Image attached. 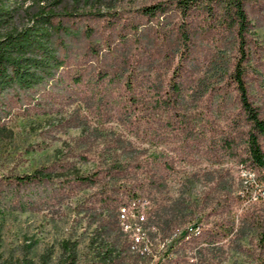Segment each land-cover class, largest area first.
<instances>
[{"label": "trees", "instance_id": "trees-1", "mask_svg": "<svg viewBox=\"0 0 264 264\" xmlns=\"http://www.w3.org/2000/svg\"><path fill=\"white\" fill-rule=\"evenodd\" d=\"M23 1L12 10L0 5V140L10 134L5 123L10 113H56L57 127H77L80 134L55 151L52 160L12 175L11 181L72 194L95 181L97 169L82 172L77 166L94 152L108 178L116 179L125 171L124 158L133 159L138 152L103 126L109 113H130L136 103L147 112H169L170 103L184 117L198 112V103L210 94L216 110L221 104L236 113L231 134L221 139V151L248 167L252 176L244 182L238 178L231 195L225 168L206 171L207 181L214 183L205 201L219 210L217 221L205 231L207 238L222 240L207 248V264L218 261L224 246L242 252L248 264H264V94H256L247 76L264 53L253 35L256 26L264 31V0ZM16 13L23 17L18 27L10 22ZM86 113H94L99 122L87 121ZM149 167L148 184L160 190L159 169L152 161ZM154 215L167 234L194 218L190 210L184 212L182 199L159 205ZM89 222H95L92 231L100 239L87 238L94 244L88 245L91 254L84 264L141 261L127 251L117 226L112 233L114 212ZM195 228L192 224L191 231ZM242 236H247L248 248L238 243ZM196 237L183 228L165 252L176 258L183 243H194ZM60 248L55 264H73V245L64 239ZM169 259L159 255L152 264H168Z\"/></svg>", "mask_w": 264, "mask_h": 264}, {"label": "rangeland", "instance_id": "rangeland-1", "mask_svg": "<svg viewBox=\"0 0 264 264\" xmlns=\"http://www.w3.org/2000/svg\"><path fill=\"white\" fill-rule=\"evenodd\" d=\"M25 3L23 0H8L0 5L12 10ZM10 22L18 27L23 17L16 13ZM262 27L256 26L253 35L264 47ZM248 69L250 87L256 89V94H264V53ZM259 82L262 89H257ZM209 95L205 94L198 103L199 113H185L184 117L175 113L173 109L178 111V108H172L174 104L170 103L169 112H147L143 104L136 103V106H130L133 109L130 113H109L107 120L102 122L103 126H109L128 140L130 147L138 153L133 159L124 158L125 171L116 179L108 178L109 172L101 169L100 157L95 152L89 153L87 160L77 162V166L82 172L97 169L95 181L72 194H58L33 184L16 185L11 176L29 173L52 160L55 151L62 149L64 143L71 144L80 134L79 128L57 127L56 113H10L5 120L10 134L0 140V264H55L61 256L60 243L64 239L73 245L76 258L73 264H84L91 254L88 245L94 244L87 241L88 237H94L92 228L95 222H89L91 217L106 218L108 213L114 212L111 205L115 206L134 193L144 195L155 208L173 199H182L184 212L190 210L194 218L177 224L178 230L175 231L180 234L185 225L197 222L194 231L200 227L201 233L194 243H183L177 257L170 256L168 264H207V248L220 245L222 240L207 238L205 231L208 225L215 224L219 210L213 201H205V192L214 183V180L207 181L206 171L225 168L230 174L231 195L238 178L244 182L252 176L248 167L235 162L219 147L222 137L231 134L235 110L224 109L219 103V110H216L213 104L216 102ZM70 108L60 115L64 116ZM93 114L86 113V120L99 122L100 118L94 119ZM151 161L159 169L160 190L148 184ZM210 190L209 194L213 193ZM232 211L238 210L232 208ZM115 228L116 224L112 233ZM93 239L98 241L100 237ZM246 240L247 236H242L238 243L248 248ZM222 249V253L217 252L218 261L214 263L213 258L209 264L249 263L242 252L225 246ZM147 262L143 259L137 264Z\"/></svg>", "mask_w": 264, "mask_h": 264}, {"label": "built area", "instance_id": "built-area-1", "mask_svg": "<svg viewBox=\"0 0 264 264\" xmlns=\"http://www.w3.org/2000/svg\"><path fill=\"white\" fill-rule=\"evenodd\" d=\"M155 206L141 194L134 193L116 203L114 213L117 229L123 235L127 251L140 260L147 259L152 264L159 255L171 256L167 253V246L177 238L179 232L174 234L163 233L155 223ZM140 220H147V227H140ZM190 222L185 228L190 229L191 235H200L199 231H191ZM196 247H199L196 244ZM195 247L192 248L194 250Z\"/></svg>", "mask_w": 264, "mask_h": 264}, {"label": "bare ground", "instance_id": "bare-ground-1", "mask_svg": "<svg viewBox=\"0 0 264 264\" xmlns=\"http://www.w3.org/2000/svg\"><path fill=\"white\" fill-rule=\"evenodd\" d=\"M194 224V223H193ZM140 227H147L145 225V220H140ZM179 233L177 234V237H178ZM198 236V235H197Z\"/></svg>", "mask_w": 264, "mask_h": 264}]
</instances>
